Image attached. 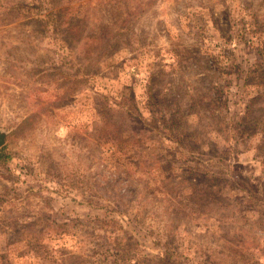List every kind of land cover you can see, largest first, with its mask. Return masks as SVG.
I'll return each mask as SVG.
<instances>
[{"label":"rangeland","instance_id":"1","mask_svg":"<svg viewBox=\"0 0 264 264\" xmlns=\"http://www.w3.org/2000/svg\"><path fill=\"white\" fill-rule=\"evenodd\" d=\"M0 132V264H264V0H0Z\"/></svg>","mask_w":264,"mask_h":264},{"label":"water","instance_id":"2","mask_svg":"<svg viewBox=\"0 0 264 264\" xmlns=\"http://www.w3.org/2000/svg\"><path fill=\"white\" fill-rule=\"evenodd\" d=\"M6 139H7V134L5 132H0V148H2L5 145Z\"/></svg>","mask_w":264,"mask_h":264},{"label":"trees","instance_id":"3","mask_svg":"<svg viewBox=\"0 0 264 264\" xmlns=\"http://www.w3.org/2000/svg\"><path fill=\"white\" fill-rule=\"evenodd\" d=\"M90 71V70H89ZM1 150V149H0Z\"/></svg>","mask_w":264,"mask_h":264}]
</instances>
